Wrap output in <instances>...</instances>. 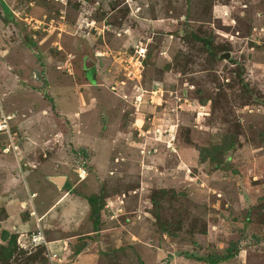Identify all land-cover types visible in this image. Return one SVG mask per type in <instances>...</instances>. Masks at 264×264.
I'll return each mask as SVG.
<instances>
[{"label":"rangeland","instance_id":"374dc122","mask_svg":"<svg viewBox=\"0 0 264 264\" xmlns=\"http://www.w3.org/2000/svg\"><path fill=\"white\" fill-rule=\"evenodd\" d=\"M58 198L9 264H264V0H0V245Z\"/></svg>","mask_w":264,"mask_h":264},{"label":"trees","instance_id":"16d2710c","mask_svg":"<svg viewBox=\"0 0 264 264\" xmlns=\"http://www.w3.org/2000/svg\"><path fill=\"white\" fill-rule=\"evenodd\" d=\"M3 7H4L6 14H9L10 11L7 8V6L3 4ZM202 41L204 44L203 47L206 48V50L210 53L211 58H216V55L218 52L225 51L228 48L225 45H221L218 48L215 47L213 45L212 39L205 38V39H202ZM237 75L240 76V73L237 72ZM88 79H90L89 75H88ZM201 101L204 102V100H201ZM235 137L236 136H234V134H226L219 143L214 144L208 148H202L201 150H199V160L204 162L206 161V157L209 156L210 160L214 163V165L218 168H221V162H224L225 154L234 150L235 148V145H236ZM80 180H83V179H80ZM101 199H102L101 197H97L96 195H91L87 198L90 204V208H91V217L93 218L95 224H97L100 218V211L102 209V205L101 203H99V201H101ZM38 231L41 232V230L38 227L37 228L35 227L34 229L30 230V234L31 235L35 234ZM16 236L17 235L14 233L9 235L7 231L1 232L2 239H7V243L6 245H3V246L0 245V264H9L8 260L11 259V257L16 252L17 250ZM80 249L81 248L79 247L77 250L80 251ZM230 257H231L230 254L229 255H219V256L210 257L209 259H206V261L209 262V264H217ZM201 259H204V258H201V257L198 258V260H201Z\"/></svg>","mask_w":264,"mask_h":264},{"label":"crops","instance_id":"0c3cea01","mask_svg":"<svg viewBox=\"0 0 264 264\" xmlns=\"http://www.w3.org/2000/svg\"><path fill=\"white\" fill-rule=\"evenodd\" d=\"M32 191H34L33 193H36L35 189H33ZM60 199L61 198L56 199L57 201L55 200L54 203H52L53 201L50 202V204H48L45 208L41 209V213L40 214L38 213V215H36L35 218L29 217L28 219H25L26 221L20 222V220L18 219L19 214L18 213L13 214L10 211H7L8 215H9L7 218H8V220H11V223H14V228H15V231L17 234L20 232L21 229H26V228L34 229L35 227H38L41 230V234L44 236L43 232H45V230L43 229L42 223L45 224L44 222L45 221L47 222L48 217H49L48 214L50 213V211H53L52 209H54L53 208L54 204L57 203ZM13 201H14L13 199H5L4 202H2V205L4 207H9V209L12 210V206L14 204L16 205V202L14 203ZM6 202H8V203H6ZM13 212H14V210H13ZM30 215L33 216L34 214L31 213ZM17 220H19V221H17ZM24 232L27 233L26 231H23V232H20L19 234L24 233ZM19 234L17 235V237L19 236ZM22 237H23V235H21L20 238L18 237L20 239V241H21V239H23ZM53 241H57V240L56 239L44 240L45 248H47L49 250L51 247H53V246H51V245H53L52 244ZM55 245L58 248H63L62 245L59 243H56Z\"/></svg>","mask_w":264,"mask_h":264},{"label":"water","instance_id":"95a60500","mask_svg":"<svg viewBox=\"0 0 264 264\" xmlns=\"http://www.w3.org/2000/svg\"><path fill=\"white\" fill-rule=\"evenodd\" d=\"M228 57H229V52H226V53L220 55V58H228ZM86 68H87V64H86ZM51 180L58 187H61L64 183L65 177L64 176H52Z\"/></svg>","mask_w":264,"mask_h":264},{"label":"built area","instance_id":"2783aa9c","mask_svg":"<svg viewBox=\"0 0 264 264\" xmlns=\"http://www.w3.org/2000/svg\"><path fill=\"white\" fill-rule=\"evenodd\" d=\"M82 173L84 174L85 171L82 170ZM83 174L79 173V177L84 178L85 175H83ZM31 237H32V240H31V241L34 242L35 246L39 245L42 241L44 242V240H43V235L41 234L40 231H38V232L35 233V234H32ZM37 237H42V240L39 241L38 239H36Z\"/></svg>","mask_w":264,"mask_h":264},{"label":"flooded vegetation","instance_id":"af4514ba","mask_svg":"<svg viewBox=\"0 0 264 264\" xmlns=\"http://www.w3.org/2000/svg\"><path fill=\"white\" fill-rule=\"evenodd\" d=\"M102 10V9H101ZM99 14V13H98ZM100 15V17H101V19H102V21H105V19H107V14L106 13H100L99 14Z\"/></svg>","mask_w":264,"mask_h":264},{"label":"clouds","instance_id":"9594fccd","mask_svg":"<svg viewBox=\"0 0 264 264\" xmlns=\"http://www.w3.org/2000/svg\"><path fill=\"white\" fill-rule=\"evenodd\" d=\"M80 179H81V178H80ZM82 179H83V178H82ZM41 244H44V242L42 241V242L40 243V245H41Z\"/></svg>","mask_w":264,"mask_h":264}]
</instances>
